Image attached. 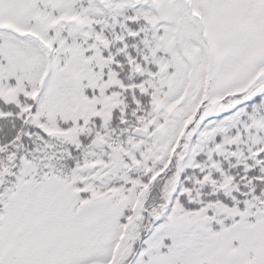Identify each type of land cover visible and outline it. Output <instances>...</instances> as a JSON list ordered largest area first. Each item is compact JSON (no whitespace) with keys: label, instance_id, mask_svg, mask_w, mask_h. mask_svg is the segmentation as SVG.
Listing matches in <instances>:
<instances>
[{"label":"snow or ice","instance_id":"obj_1","mask_svg":"<svg viewBox=\"0 0 264 264\" xmlns=\"http://www.w3.org/2000/svg\"><path fill=\"white\" fill-rule=\"evenodd\" d=\"M0 264H264V0H0Z\"/></svg>","mask_w":264,"mask_h":264}]
</instances>
